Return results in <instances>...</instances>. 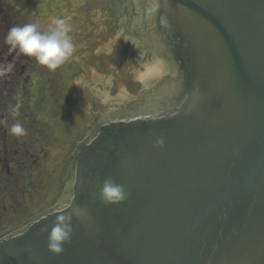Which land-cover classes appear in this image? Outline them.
<instances>
[{
	"label": "water",
	"instance_id": "water-1",
	"mask_svg": "<svg viewBox=\"0 0 264 264\" xmlns=\"http://www.w3.org/2000/svg\"><path fill=\"white\" fill-rule=\"evenodd\" d=\"M161 2L177 97L101 128L74 192L1 240L0 264H264V0ZM106 179L125 199H102ZM58 215L71 238L55 253Z\"/></svg>",
	"mask_w": 264,
	"mask_h": 264
},
{
	"label": "flooded vegetation",
	"instance_id": "flooded-vegetation-1",
	"mask_svg": "<svg viewBox=\"0 0 264 264\" xmlns=\"http://www.w3.org/2000/svg\"><path fill=\"white\" fill-rule=\"evenodd\" d=\"M158 2L0 0V240L62 205L101 128L138 117L150 102L160 109L159 88L147 103L141 94L152 75L139 76L173 49ZM57 19L75 50L55 71L4 41L13 26ZM17 121L21 136L9 132Z\"/></svg>",
	"mask_w": 264,
	"mask_h": 264
},
{
	"label": "clouds",
	"instance_id": "clouds-1",
	"mask_svg": "<svg viewBox=\"0 0 264 264\" xmlns=\"http://www.w3.org/2000/svg\"><path fill=\"white\" fill-rule=\"evenodd\" d=\"M4 41L11 48L18 49L24 56L33 58L38 66H45L51 71L63 65L72 57L75 50L72 39L67 35V28L59 19L53 21L47 28L34 22L13 26L8 30ZM9 132L11 135L21 136L24 134V127L17 121L11 124ZM155 143L158 146L163 145V137L157 138ZM100 194L106 203H116L126 197L123 186L112 179L103 182ZM66 219L64 215H58L48 232V246L52 252H62L63 245L70 242L71 232L65 222Z\"/></svg>",
	"mask_w": 264,
	"mask_h": 264
},
{
	"label": "rangeland",
	"instance_id": "rangeland-1",
	"mask_svg": "<svg viewBox=\"0 0 264 264\" xmlns=\"http://www.w3.org/2000/svg\"><path fill=\"white\" fill-rule=\"evenodd\" d=\"M140 73H144V70H142V71H141V70H139V74H140ZM120 95H121V94H119L118 96H120Z\"/></svg>",
	"mask_w": 264,
	"mask_h": 264
}]
</instances>
